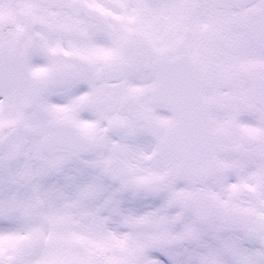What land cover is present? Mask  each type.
I'll list each match as a JSON object with an SVG mask.
<instances>
[{"label": "snow or ice", "instance_id": "snow-or-ice-1", "mask_svg": "<svg viewBox=\"0 0 264 264\" xmlns=\"http://www.w3.org/2000/svg\"><path fill=\"white\" fill-rule=\"evenodd\" d=\"M0 264H264V0H0Z\"/></svg>", "mask_w": 264, "mask_h": 264}]
</instances>
